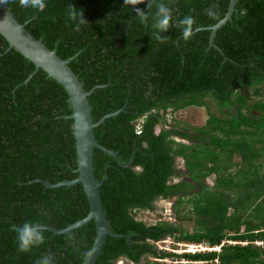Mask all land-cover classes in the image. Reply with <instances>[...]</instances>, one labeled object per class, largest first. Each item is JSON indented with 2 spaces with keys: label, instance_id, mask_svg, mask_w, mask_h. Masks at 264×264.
<instances>
[{
  "label": "trees",
  "instance_id": "1",
  "mask_svg": "<svg viewBox=\"0 0 264 264\" xmlns=\"http://www.w3.org/2000/svg\"><path fill=\"white\" fill-rule=\"evenodd\" d=\"M45 3L43 11L21 7L18 0L5 6L61 59L78 53L69 67L83 89L102 86L88 96L93 122L126 103L121 113L93 128L95 140L117 152L121 164L133 154L123 168L93 148L95 179H104L99 191L106 218L112 233L123 235L106 237L95 264L119 258L139 264L142 257L169 260L150 264H264V0H237L231 20L213 39L222 53L209 46L207 29L185 41L172 27L164 34L170 37L166 43L151 40L155 4L138 6L149 14L144 24L125 0ZM70 3L83 10L88 23L78 31L68 19ZM213 3L223 18L229 0H171L173 21L191 15L194 28L212 26L206 10ZM8 46L0 35V264H33L48 255L55 264H83L95 241L94 221L66 234L43 229L42 245L18 249L17 228L25 222L62 229L86 217L89 205L80 183L27 184L77 177L73 120L66 118L72 107L64 88L43 70L26 83L35 67ZM190 105L204 107V125L176 123L195 134L164 128L154 134L157 125H165L168 109ZM176 135L189 143L175 142ZM180 174L184 180L169 182ZM159 198H175L177 224L138 217L152 211ZM166 237L175 249L180 243L220 248L176 254L158 252L150 243Z\"/></svg>",
  "mask_w": 264,
  "mask_h": 264
},
{
  "label": "water",
  "instance_id": "2",
  "mask_svg": "<svg viewBox=\"0 0 264 264\" xmlns=\"http://www.w3.org/2000/svg\"><path fill=\"white\" fill-rule=\"evenodd\" d=\"M236 2L237 0H229L228 9L225 16L223 17L222 23L216 24L215 26H208L206 28L201 27L196 30H209V46L215 47L220 52L221 50L213 44V39L217 30L221 26L225 25L227 21L231 20L232 13L235 12ZM146 8H148L147 2ZM26 24L27 22L20 24L9 12L5 5H0V35L7 41L9 49L14 48L24 58L29 60L35 67L33 73L26 79L25 82L27 83L32 75L41 69L47 74L48 77H51L57 81L64 88L68 95V100L72 107V113L71 115L66 116V118L73 120V134L76 142L75 147L77 155V168L72 169V172L78 174L75 179L65 180L55 184L39 178L28 181L27 184L41 182L46 188H58L62 186L69 187L78 183L82 185L89 205V212L86 217L72 224H68L62 229L54 228L48 225H41V227L45 230L51 231L53 235L66 234L76 228L86 226L91 221H94L96 225V236L91 249H94V253L90 257L88 264H95L96 259L98 258L102 247L105 244L106 237H122L123 235L113 234L106 218V211L103 209L99 191L104 179H102L100 182H97L95 179L92 163L93 148H97L113 157L117 164L123 168L129 167L133 162V154L127 163L121 164L118 162L117 152L101 146L95 140L93 128L104 123L106 119L121 113L124 110L126 103L124 104L123 108L115 112L107 113L98 121L93 122L91 118V107L88 103V96L91 95V93L96 88L102 86L95 85L88 91H85L83 89V83L79 81L77 75L69 67V63L78 55V53L66 60L61 59L56 54V49L50 50L42 43L40 39H37L31 35L25 28ZM193 109H195L196 112H201L205 117L204 111L196 108ZM204 117L201 119V124L195 126L202 127L204 125ZM17 230L19 231L18 228ZM129 240L130 236L127 235V243H129ZM43 259L44 258H38L33 264L42 263Z\"/></svg>",
  "mask_w": 264,
  "mask_h": 264
},
{
  "label": "clouds",
  "instance_id": "3",
  "mask_svg": "<svg viewBox=\"0 0 264 264\" xmlns=\"http://www.w3.org/2000/svg\"><path fill=\"white\" fill-rule=\"evenodd\" d=\"M8 2H9V0H0V5H6ZM18 2H19V5L21 7H24V8L30 7V8L36 9V10H40V11H43L46 7L45 0H18ZM146 2L148 4L149 9L152 7L153 4H155V7H156V12L152 16L151 40H155L157 43H160V44L166 43L170 39V37L167 35H164V34L168 33L172 27H176V28H179L181 30L182 38L185 41H187L193 36L194 32L197 30V28H194V25L196 24L195 18L191 15H186L182 19H179L175 22L173 21L172 7L170 6L171 0H168V3H165L164 0H150V2H149V0H125V5H131L135 10L137 19L141 23L147 24L148 20H149V14H146L143 9L138 7L139 5L145 4ZM245 11L246 10H242L240 14L241 15L245 14ZM206 15L212 21L215 22L213 26L223 22V18L221 17V14L219 12V6L216 3H213L206 10ZM68 19L70 21L74 22L75 30H77V31L79 30L81 25L88 24L87 21L84 19L83 10L77 9L72 3H70L69 7H68ZM193 108L201 109L202 111H204V114L207 117V114L205 112L204 107H198V106H194V105L186 106L180 110L178 109L174 113V115H179V114H181V111H185L186 115H188L190 113L191 115H193V117H195L197 112ZM162 112L164 113V111L161 110L160 113L163 114ZM168 112H169V110L167 111V113ZM167 113L164 116L165 118L168 116ZM168 118H170V117L168 116ZM141 121H142V119L140 121H138L139 124L136 126V133L138 135H140L142 132ZM167 123H168V121L166 119L165 125H157L154 128V134H156V135L159 134L160 130L162 128L169 129V123H168V125H167ZM185 123L191 125L192 127H197V126H195V125H193L187 121H185ZM173 140L177 143L178 142L179 143H187V144L189 143L186 140L178 139L177 137ZM210 184H211V182H210ZM155 201L154 202L157 205V204L164 203V202L167 203L169 200L159 198ZM162 216H165V215H162ZM165 217H167V219H169L171 221V215L170 214L165 216ZM164 218H159L158 220H161ZM164 240L170 241V245H169L168 249H159V247L156 246L155 243L159 242L161 244L162 241H164ZM44 242H45V240H44V236H43V228L41 227L39 222H37V223L25 222L19 228L18 249L20 252H28L33 247H38V246L42 245ZM150 243H152V245H154V247L156 248V250L158 252L169 251V252H173V253L178 254L177 251L180 250V249L178 250V248L175 249L172 247L173 241H172L171 237H166L165 239H163L161 241H155V242L150 241ZM180 245L181 246L186 245L187 247L181 248V250H184V251L190 252V253H193L195 251H206V250H208V251H219V248H220V247L209 248V247L203 246V245H190V244H183V243L177 244L178 247ZM193 247H195L196 250H192ZM197 247H200L201 250H198ZM202 247H204V248H202ZM190 248H192V249H190ZM93 253H94V249L88 250L83 254L84 255V264H88V261H89L90 257L93 255ZM150 258L154 262H166V263L169 262L168 259H160L158 257L157 258L150 257ZM123 260L127 261L124 258H119L118 260L115 261V264H123L124 263ZM42 264H54V258L51 255L45 256L43 261H42ZM130 264H133V263H130Z\"/></svg>",
  "mask_w": 264,
  "mask_h": 264
},
{
  "label": "rangeland",
  "instance_id": "4",
  "mask_svg": "<svg viewBox=\"0 0 264 264\" xmlns=\"http://www.w3.org/2000/svg\"><path fill=\"white\" fill-rule=\"evenodd\" d=\"M173 117V119H171ZM204 117V115L201 113V112H197L195 117H193V115H191L190 113L188 115H186V112L185 111H181V114L179 115H171L170 118H168V116L166 117L168 123H169V128L172 127V124L176 123L177 120L178 122H181V123H185V121L193 124V125H199L201 124V119ZM194 118V119H193ZM167 123V125H168ZM177 126L179 127H184L185 124H180V123H176ZM261 142H263L264 144V141L261 140ZM261 144V143H260ZM213 179V177H210L207 179V182L210 183L211 180ZM196 190L192 191V193H195ZM175 201V198H173L172 200H169L167 203H160V204H157V205H154V209L152 211H146V212H141L138 214V217L145 220L147 223H154L155 221H157L159 218H164L165 216L167 215H171V222L173 223H176L177 224V218L175 217V214H174V210H173V203ZM162 215H165V216H162ZM169 217V216H168ZM164 219H167V217H165ZM181 223V222H180ZM182 225L184 227H187L190 229V226H188L186 224V222H182ZM191 230V229H190ZM161 246H164L165 244L164 243H161L160 244ZM186 248L187 246H179L177 247L179 251H177L178 254H181V253H186V251L184 250H181V248ZM196 247V246H195ZM193 247L190 248L192 250H196V248ZM204 248V247H202ZM198 250H201L200 247H197ZM204 250V249H203ZM208 251V250H206ZM124 263L123 264H130L128 263L127 261L123 260ZM150 261H152V259L150 257H142L141 261L139 264H150Z\"/></svg>",
  "mask_w": 264,
  "mask_h": 264
},
{
  "label": "flooded vegetation",
  "instance_id": "5",
  "mask_svg": "<svg viewBox=\"0 0 264 264\" xmlns=\"http://www.w3.org/2000/svg\"><path fill=\"white\" fill-rule=\"evenodd\" d=\"M180 109H183V108H180ZM179 109V110H180ZM169 110V112L167 113V115L169 116V117H171V115H174V113L178 110H173V109H168ZM163 113V112H162ZM186 124V123H185ZM187 125H189V124H187ZM189 126H191V125H189ZM192 127V126H191ZM177 130V131H181L182 133H186L187 135H193V134H195V132L192 130V129H190L189 127H179V126H177V125H174V126H172L171 128H169L168 130ZM178 138V139H182V138H180L179 136H173L172 138L173 139H175V138ZM185 140V139H184ZM188 142V141H187ZM180 160V159H179ZM179 165H180V168H181V170H185V168H184V164H183V160H180V163H179ZM185 178L184 177H182V174H180V175H177V177H173V178H171L170 180H169V182H172V183H177V182H179L180 180H184ZM196 184V183H195ZM194 191H195V189H193ZM193 190H191L190 192H192ZM189 192V193H190ZM156 202V201H155ZM153 203V206L154 205H156V203Z\"/></svg>",
  "mask_w": 264,
  "mask_h": 264
},
{
  "label": "built area",
  "instance_id": "6",
  "mask_svg": "<svg viewBox=\"0 0 264 264\" xmlns=\"http://www.w3.org/2000/svg\"><path fill=\"white\" fill-rule=\"evenodd\" d=\"M162 243H164L165 246H161L159 242H156L155 244H156V246L159 247V249H168V247L170 245V241L169 240H164V241H162Z\"/></svg>",
  "mask_w": 264,
  "mask_h": 264
}]
</instances>
